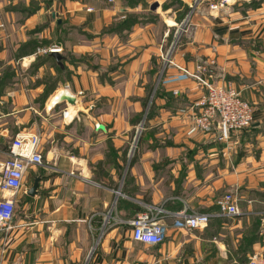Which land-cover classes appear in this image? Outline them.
Segmentation results:
<instances>
[{"label":"crops","instance_id":"1","mask_svg":"<svg viewBox=\"0 0 264 264\" xmlns=\"http://www.w3.org/2000/svg\"><path fill=\"white\" fill-rule=\"evenodd\" d=\"M219 1L0 0V168L18 135H39L44 159L25 175L13 230L0 232V264L264 256V0L212 11ZM55 47L63 67L48 52ZM47 55L66 78L45 96L55 69L35 66ZM195 76L236 89L254 109L251 128L228 140L216 130L189 135L207 93ZM61 94L77 105L52 107ZM6 195L0 190V200ZM226 195L239 216L220 215ZM149 208L163 210L169 226L154 247L134 241L131 227ZM182 213L209 215V226L177 231Z\"/></svg>","mask_w":264,"mask_h":264},{"label":"built area","instance_id":"2","mask_svg":"<svg viewBox=\"0 0 264 264\" xmlns=\"http://www.w3.org/2000/svg\"><path fill=\"white\" fill-rule=\"evenodd\" d=\"M112 2V0H110ZM231 3V0H220L217 4L210 5L212 11H223ZM190 17L186 19L187 26ZM5 25L0 24V31ZM60 48H52L48 52L61 53ZM170 53L163 57L166 63L170 62ZM202 72H207L201 67ZM200 72V73H202ZM195 78L202 83L207 93L195 105L198 113L192 116V124L189 127V135L212 133L220 125L223 128V137L220 140L230 139L233 133H239L249 128L254 122V109L245 101L241 94L234 88L215 86L204 82L200 76ZM143 125L137 129L141 133ZM139 137L136 136V140ZM8 159L3 164L4 172L1 175L0 190L8 195L0 200V232L8 235L13 230V221L16 210V196L24 187L25 175L29 168L44 164L40 146L39 135H18L8 147ZM220 215L236 217L241 214L238 209L237 199L234 195H226L219 203ZM163 210L149 208L140 213L131 221L133 239L149 247L163 244L167 237L169 226L165 223ZM173 222V228L177 231H202L209 226L210 216L206 214L192 215L182 213ZM248 264H264V256H253Z\"/></svg>","mask_w":264,"mask_h":264},{"label":"water","instance_id":"3","mask_svg":"<svg viewBox=\"0 0 264 264\" xmlns=\"http://www.w3.org/2000/svg\"><path fill=\"white\" fill-rule=\"evenodd\" d=\"M54 18H55V15H54ZM51 56L55 59L56 63L59 66L63 67V57L59 53H52ZM64 102L68 103L70 106H73V107H75L77 105L76 98L68 96V95H58L57 98L54 100V104L52 105V107H55L56 105L62 104ZM216 121L220 125L218 128H216V131L218 132L219 139H221L223 137V128H222V126L220 124V120L218 118ZM3 172H4V167L1 166L0 174L2 175ZM40 182H41L40 178L35 180L33 187L28 192L29 196L35 197L38 195V189L40 187Z\"/></svg>","mask_w":264,"mask_h":264},{"label":"trees","instance_id":"4","mask_svg":"<svg viewBox=\"0 0 264 264\" xmlns=\"http://www.w3.org/2000/svg\"><path fill=\"white\" fill-rule=\"evenodd\" d=\"M130 26H131V25L128 24V25L125 26V28H129ZM48 63H52V64H53L57 78L47 79L46 82L43 83L44 86H45V93H44L45 96L48 95L50 92H52V90L54 89V87L57 85L58 81H59V82H60V81H64L65 78H66V73H65V71H62L61 67H59V66H57V65L55 64V62H54L53 59L50 57V55H47V56H39V58H38V62L36 63L35 68H40V67H42V66H44V65H46V64H48ZM57 79H58V80H57ZM46 99H47V97L42 98L41 101H42V100H46ZM151 110H152V108H150V111H149V113H148L149 115L151 114ZM251 126H252V125H251ZM251 126H250L249 128H247V129L243 130V131H246V130L250 129ZM243 131H242V132H243ZM231 136H232V135H231ZM247 261H248V260H247ZM247 261H246V262H247ZM246 262H245V263H246ZM248 263H249V261H248L246 264H248Z\"/></svg>","mask_w":264,"mask_h":264},{"label":"rangeland","instance_id":"5","mask_svg":"<svg viewBox=\"0 0 264 264\" xmlns=\"http://www.w3.org/2000/svg\"><path fill=\"white\" fill-rule=\"evenodd\" d=\"M54 75H55V74H54ZM52 77H54V76H52ZM49 79H52V78H49ZM142 131H143V129H142ZM141 134H142V132L139 133V134H137V130H136V136L141 137Z\"/></svg>","mask_w":264,"mask_h":264},{"label":"bare ground","instance_id":"6","mask_svg":"<svg viewBox=\"0 0 264 264\" xmlns=\"http://www.w3.org/2000/svg\"><path fill=\"white\" fill-rule=\"evenodd\" d=\"M61 95H65V94H61Z\"/></svg>","mask_w":264,"mask_h":264}]
</instances>
